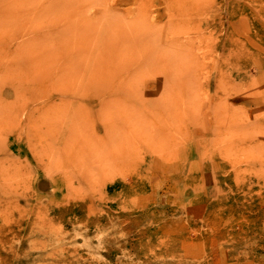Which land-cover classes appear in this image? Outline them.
Here are the masks:
<instances>
[{"label":"rangeland","instance_id":"obj_1","mask_svg":"<svg viewBox=\"0 0 264 264\" xmlns=\"http://www.w3.org/2000/svg\"><path fill=\"white\" fill-rule=\"evenodd\" d=\"M69 1L0 18V264H264V0Z\"/></svg>","mask_w":264,"mask_h":264},{"label":"bare ground","instance_id":"obj_2","mask_svg":"<svg viewBox=\"0 0 264 264\" xmlns=\"http://www.w3.org/2000/svg\"><path fill=\"white\" fill-rule=\"evenodd\" d=\"M74 1L77 2V0H74ZM80 1H81V0H79V3H80ZM91 1H92V0H91ZM98 1H100V0H98ZM137 1H138V0H137ZM139 1H140V3H142L143 0H142V1L139 0ZM144 1H145V0H144ZM149 1H150V0H149ZM184 1L186 2L187 0H184ZM69 2H70V1L67 0V3H69ZM76 2H74L75 5H76ZM101 2H102V1H101ZM132 2H133V1H132ZM171 2H172V1H171ZM173 2H174V1H173ZM180 2L182 3L183 1L180 0ZM185 2H183V3H185ZM189 2H190V0H189ZM67 3H66V0H0V18H1L2 20H3V19H4V20H7V19L9 20V17H10V18H11V17H14V16L17 15L18 13H21V12L26 11V10H27L29 7H31L32 5H34V6H38V5H39L43 10L50 9V10L53 11V12L58 11L59 8L62 9L61 6H65L66 9H69V8H67V6H66ZM74 3H73V4H74ZM81 3H82V1H81ZM87 3H88V2H87ZM87 3H86V4H87ZM98 3H100V2H98ZM124 3H125V2H124ZM149 3H150V2H149ZM151 3H152V1H151ZM151 3H150V4H151ZM175 3H177V2L175 1ZM186 3H187V2H186ZM89 4H90V3H89ZM89 4H88V5H89ZM102 4H103V3H102ZM102 4H100V5H102ZM144 4H145V3H144ZM169 4H170V3H169ZM177 4H178V3H177ZM68 5H70V4H68ZM82 5L85 6L83 3H82ZM73 6H74V5H72V9H73ZM79 6H81V4L78 5V8H79ZM89 6H90V5H89ZM91 6H92V5H91ZM47 7H48V8H47ZM70 7H71V6H70ZM75 7H76V6H74V8H75ZM83 8H84V7H83ZM83 8H82V9H83ZM103 8H104V7H103ZM106 8H107V7H106ZM64 9H65V8H64ZM64 9H62V11H65ZM72 9H71V10H72ZM79 9H80V8H79ZM79 9H77V11H79ZM82 9H81V10H82ZM84 9H85V8H84ZM107 9H109V8H107ZM62 11H60L61 16H62V13H63ZM99 11H100V10H99ZM68 12H70V9H69ZM71 12H72V11H71ZM80 12H81V11H79V13H80ZM55 13H56V16H57V15H58L57 12H55ZM66 13H67V11L65 12V14H66ZM73 13H74V11H73ZM79 13H77L76 19H77V17H79L78 19L82 18V17L80 16ZM83 13H84V12H83ZM69 14H70V13H69ZM69 14H68V15H69ZM81 14H82V13H81ZM86 14H87V13H86ZM94 14H95V13H94ZM94 14H93L92 16L89 14V15H90L89 18H90V19L93 18V17L95 18V16H97V14H98V15L100 14V15L98 16V18L96 17V19H102L103 22L105 23L104 25H100V20H99V23H98V22L96 23V24H97L96 26H99V25H100V28L97 27V28H99V29H101V26L104 27V26L106 25V23H109V24L111 23V24L108 26V27H110V26L113 24V22H110V21L115 20V19H112V18H115V17H113V16H112V18H109V17H110L109 15H111V13L108 14L106 10H103V11L101 10L100 13H99V12H98V13L96 12L95 16H94ZM47 15H48V14H47ZM68 15H66L65 17H68ZM89 15L87 14V17H86V16H85V17L88 18ZM51 16H52V15H51ZM56 16H54V17H56ZM59 16H60V15H59ZM63 16H64V14H63ZM63 16H62V17H63ZM22 17H23V16H22ZM48 17H49V15H48ZM57 17H58V16H57ZM85 17H84V15H83V19H84ZM39 18L42 20L44 17L42 18V16H41V17L39 16ZM39 18H38V19H39ZM45 18L47 19V17H45ZM60 18H61V17H60ZM60 18H58L59 20H57V19H56V20H57V22H61V25H62V23H64L63 19H64L65 21H68V20H66V19H68L69 17L66 18V19H65L64 17H63V19H62V18L60 19ZM86 18H85V20H86ZM89 18H88V19H89ZM20 19H22V18H20ZM20 19H19V20H20ZM23 19H24V17H23ZM51 19H52V18H51ZM76 19H75L74 17H73V18H70V22L68 21V24L70 23V25H71V23H72V25H73V24H74L73 22H74ZM88 19H87V20H88ZM108 19H109V22H107ZM116 19H117V17H116ZM118 19H120V18L118 17ZM118 19L115 21L116 24H115V23H114L115 25L113 24V26H115V27L112 26L113 29H114V28H115V29L118 28V27H116V25L119 23V22H117ZM12 20H15V19H12ZM12 20H10V23L12 22ZM47 20H50V19H47ZM60 20H62L63 22L60 21ZM73 20H74V21H73ZM85 20H83L84 22H83V21H82V22L85 23V22H86ZM105 20H107V21L105 22ZM17 21H18V20H17ZM45 21H46V20H45ZM71 21H73V22H71ZM77 21H78V20H77ZM96 21H98V20H96ZM96 21L93 20L94 23H95ZM1 22H3V21H1ZM8 22H9V21H7V25H8ZM18 22H20V21H18ZM29 22H30V28H31V27H32V24H35V23L37 22V19H36V22L34 21V23H32V24H31V20H29ZM39 22H40V20H39ZM46 22H47V21H46ZM46 22L44 23V25H46ZM53 22L56 23L55 21H53ZM75 22H76V21H75ZM80 22H81V20H80ZM82 22H81V23H82ZM101 22H102V21H101ZM103 22H102V24H103ZM4 23H6V21H4ZM13 23H15V24L18 25V23H17L16 21L13 22ZM37 23H38V22H37ZM42 23H43V22H42ZM54 23H53V24H54ZM78 23H79V21L75 23V24H77L76 27H77V26L80 27L81 24L78 25ZM0 24H1V23H0ZM15 24H13L12 26H14ZM47 24H48V23H47ZM58 24H59V23H57V25H58ZM68 24H66V25H68ZM75 24H74V25H75ZM98 24H99V25H98ZM19 25H20V24H19ZM38 25L41 26V25H43V24H41V25L38 24ZM63 25H64V24H63ZM82 25H83V24H82ZM91 25H92V23H91ZM91 25H90V27L93 26V25H92V26H91ZM118 25H119V24H118ZM34 26H35V25H34ZM55 26H56V24H55ZM6 27H7V26H6ZM9 27H11V26H9ZM9 27H7V28H9ZM15 27H16V26H14V28H15ZM20 27H21V26H20ZM27 27H28V26H27ZM50 27H51V26H49V28H50ZM53 27H54V26H52V28H53ZM58 27H59V25H58ZM60 27H61V26H60ZM67 27H68V26H67ZM76 27H75V28H76ZM79 27H77V28H79ZM93 27H94V26H93ZM93 27H92V28H93ZM108 27H107V29H108ZM1 28H2V27H1ZM3 28H4V27H3ZM3 28H2V29H3ZM18 28H19V27H18ZM28 28H29V27H28ZM41 28H42V27H40L39 30H40ZM65 28H66V27H65ZM77 28H76V30H77ZM94 28H95V27H94ZM104 28H105V27H104ZM104 28H103V29H104ZM110 28H111V27H110ZM19 29H20V28H19ZM22 29H24V28H22ZM25 29H26V28H25ZM32 29H33V27H32ZM59 29H60V28H59ZM66 29H69V28H66ZM85 29H86V30H85L84 32H86V33H87V32H91V31L88 30V28H85ZM107 29H105V30L108 31ZM0 30H1V29H0ZM30 30H31V29H30ZM30 30H29V32H30ZM41 30H42V29H41ZM43 30H46V29L43 28ZM47 30H49V29H47ZM62 30H63V29H62ZM62 30H61V31H62ZM82 30H84V29H82ZM110 30H111V29H110ZM26 31H27V30H26ZM26 31H25V34H26ZM50 31H51V35H48V34L50 33V32H49L47 35H43V36H42V35H40V36L37 35V32H39V31L36 32V36H38V37H35V38L38 40V43H40V45L43 44V43H45L48 39L51 40V38L53 37L52 33H53V32H56V31H53V30H51V29H50ZM72 31H73V29H72ZM80 31H81V30L79 29L78 32H80ZM115 31H116V30H115ZM65 32H66V30H64V32H61V33H63V35H64ZM69 32H71V29H70ZM41 33H43V32H41ZM56 33H57V32H56ZM58 33H59V32H58ZM76 33H77V32H76ZM76 33H75V34H76ZM102 33H103L102 31H99V33H95V35H96L95 37H97V35H98V36H99V35L101 36V37L99 36V37L101 38L100 41H104V40H102V37L105 36V34L103 33V35H102ZM110 33H111V32H110ZM75 34H74V35H75ZM111 34H112V33H111ZM29 35H30V34H28L27 36L29 37ZM67 35H68V34H67ZM88 35H89V34H88ZM107 35H108V36H107ZM107 35H106V38L109 37V32H107ZM113 35H114V34H113ZM21 36H22V35H21ZM30 36H31V35H30ZM32 36H33V35H32ZM32 36H31V37H32ZM34 36H35V34H34ZM70 36H72V34H71ZM79 36H80V35H79ZM82 36H83V35H82ZM84 36H85V38H86V34H85V33H84ZM110 36H112V35H110ZM55 37H56V36H55ZM58 37H59V36H58ZM72 37H73V36H72ZM74 37H75V36H74ZM80 37H81V36H80ZM89 37H90V36H89ZM91 37H92V36H91ZM91 37H90V38H91ZM95 37H93V40L95 39ZM61 38H62V37H61ZM61 38H56V39H58V40H60V42H62V41H61ZM67 38H69V37H66V38H65V36H63V39H62V40H63V43H65V41H66V40L64 41V39H67ZM81 38H82V37H81ZM81 38L79 39L80 41L83 40V38H82V39H81ZM90 38H89V39H90ZM104 38H105V37H103V39H104ZM18 39H19V38H18ZM54 39H55V38H54ZM56 39H55V41H56V43H57V45H58L59 42H57L58 40H56ZM70 39H71V38H70ZM70 39H68V40H70ZM97 39H98V38H97ZM20 40L23 41V39H20ZM20 40H19V41H20ZM28 40H29V39H28ZM28 40H27V41H24V42H25V45H26V43H27V45H28V42H29ZM68 40H67V41H68ZM84 40H85V39H84ZM84 40H83V41H84ZM86 40H88V39H86ZM86 40H85V41H86ZM91 40H92V39H91ZM107 40H108V39H107ZM15 41H16V40H15ZM34 41H35V39L33 38V42H34ZM85 41H84V42H85ZM94 41L96 42L97 45H98L97 42H100V41H96V40H94ZM94 41H92V42H94ZM36 42H37V41H36ZM87 42H88V41H87ZM87 42H86V43H87ZM78 43L81 44V42L76 41V44H78ZM17 44H18V43H16V45H17ZM33 44H34V43H33ZM33 44H32V45H33ZM35 44H36V43H35ZM35 44H34L33 47H32V45H31V46H27V45H26V47H24V50H25L26 48H29V49H26V50H29V51H30V47H32V49H31V51H30V54H31L32 50H34ZM54 44H55V43H53V46H54ZM66 44H69V43H66ZM72 44H73V43H72ZM88 44H89V43H88ZM14 45H15V44H14ZM36 45H37V44H36ZM60 45H61V44L59 43V46H60ZM84 45H85V44H84ZM91 45H92L94 48L96 47V52L99 51V49H98V48H100V47H98L99 45H98V46H95V45H93V44H91ZM100 45H101V43H100ZM1 46H2V44H1ZM23 46H24V45H23ZM43 46H44V44H43ZM47 46L51 47V46H52V42H51L50 45L47 44ZM47 46H46V47H47ZM79 46H80V45H79ZM89 46H90V45H89ZM15 47H16V46H15ZM21 47H22V46H21ZM41 47H42V46H41ZM60 47H61V46H60ZM67 47H68V46H67ZM67 47H66L65 50L61 47V48L65 51V53H66V51H67ZM85 47H86V46H85ZM22 48H23V47H22ZM22 48H21V50H19V51H20L19 54L22 53V52H21V51H23ZM70 48H71V47H70ZM70 48H69V49H70ZM76 48H77V47H76ZM76 48H75V49H76ZM17 49H18V48H17ZM38 49H39V48H38ZM38 49H36V51H38ZM42 49L44 50V53H48V52H45V48H40V51H41ZM88 49H89V48H88ZM90 49H91V47H90ZM90 49H89V50H90ZM12 50H14V49L12 48ZM26 50H25V52H26ZM51 50H52V49H50V50H48V51H51ZM55 50H56V49H55V46H54V50H53V51H55ZM63 50H61V51H63ZM73 50H74V49H73ZM73 50H72V51H73ZM77 50H78V48H77ZM91 50L93 51V49H91ZM91 50H90V51H91ZM17 51H18V50H15V54H16V53L18 54ZM61 51L59 50L58 52H61ZM86 51H87V49H86ZM92 51H91V52H92ZM88 52H89V51H88ZM26 53H27V52H26ZM26 53H25V55H26ZM28 53H29V52H28ZM34 53L36 54V53H38V52H34ZM34 53H33V54H34ZM49 53H50V52H49ZM62 53H63V52H62ZM67 53H68V52H67ZM69 53H70V52H69ZM98 53H99V52H98ZM8 54H9V53H8ZM17 54H16V55H17ZM30 54H29V55H30ZM22 55H24V51H23ZM36 55H37V54H36ZM36 55H34L33 60H34V58H35ZM71 55H72V54H71ZM121 55H122V54H121ZM4 56H5V55H4ZM31 56H32V55H30L29 59H30V58L32 59ZM42 57H44V56L41 55V59H42ZM38 58H39V57H37V59H38ZM44 58H45V57H44ZM122 58H123V57H122ZM124 58H125V56H124ZM29 59H28V60H29ZM31 59H30V61H31ZM37 59H36V60H37ZM39 59H40V58H39ZM41 59H40V60H41ZM45 59H46V58H45ZM45 59H42V60H41L42 62H40V63H42V65L39 64V66H41V67H42L43 65L45 66L44 63H47V62H48V61H47V62H46V61L44 62L43 60H45ZM23 60H24V59H22V62H23ZM28 60H26V61H28ZM36 60H35V62L33 61V62H34V65H35V64L37 63V61H38V60H37V61H36ZM15 62H16V61H15ZM28 62H29V61H28ZM43 62H44V63H43ZM10 63H11V62H10ZM23 63H24V62H23ZM31 63H32V62H31ZM38 63H39V62H38ZM48 63H49V62H48ZM6 64H8V63L6 62ZM11 64H12V63H11ZM24 65H25V64H24ZM24 65H23V66H24ZM27 65H28V64H27ZM34 65L32 64L31 66H34ZM7 66H8V65H7ZM29 66H30V65H29ZM36 66H37V65H35L34 67H36ZM39 66H37L38 69H40ZM44 66H43V67H44ZM48 66H51V64H50V65L48 64ZM48 66H46V67H48ZM24 67L26 68V65H25ZM46 67H44V69H43V68H41V69H43V70L50 69L52 66H51L50 68H46ZM28 68H29V67H28ZM45 68H46V69H45ZM5 69H6V68H5ZM8 69H10V68H8ZM38 69H36V70H38ZM41 69H40V70H41ZM36 188H37V187H36ZM1 212H2V211H1Z\"/></svg>","mask_w":264,"mask_h":264}]
</instances>
